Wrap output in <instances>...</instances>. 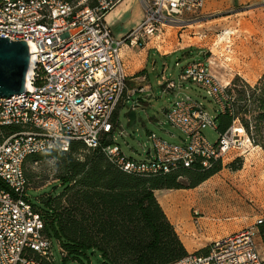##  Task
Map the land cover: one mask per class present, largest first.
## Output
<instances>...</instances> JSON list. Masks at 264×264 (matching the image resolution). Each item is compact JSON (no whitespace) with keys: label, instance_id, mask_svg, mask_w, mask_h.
<instances>
[{"label":"built area","instance_id":"obj_1","mask_svg":"<svg viewBox=\"0 0 264 264\" xmlns=\"http://www.w3.org/2000/svg\"><path fill=\"white\" fill-rule=\"evenodd\" d=\"M122 1L0 0V38L26 42L30 60L34 59L31 90L0 97V130L12 131L0 141V179L9 187L0 188V264H54L52 240L44 235L43 221L28 195L24 163L31 155L64 153L78 142L88 150L101 148L107 160L127 175L150 177L189 168L198 160L207 168L211 161L225 163L229 155L242 157L253 150L238 119L210 144L203 130L216 131L217 123L189 97L164 112L167 122L185 136L182 145L150 135L153 155L142 161L127 159L116 145L102 148L103 137L113 141L117 109L131 99L121 49L143 48L167 28L185 29L205 4V0H138L142 22L116 39L105 17ZM187 82L204 90L222 114L234 116L227 86L210 72L209 62L196 58L181 70L177 83L161 78L166 92ZM262 223L260 219L248 229L213 241L205 254L188 253L172 264H264L256 246Z\"/></svg>","mask_w":264,"mask_h":264},{"label":"rangeland","instance_id":"obj_2","mask_svg":"<svg viewBox=\"0 0 264 264\" xmlns=\"http://www.w3.org/2000/svg\"><path fill=\"white\" fill-rule=\"evenodd\" d=\"M188 25L190 27L174 31L171 39L173 49L186 46V36L183 34L180 37L182 32L190 34L188 37L192 38L193 33L206 36L200 44L201 59L209 62L212 73L223 86L229 79L231 84L235 77L254 86L264 75V0H206L203 9L192 16ZM192 61V58L182 59L178 54L165 60L164 64L158 62L153 71L148 69L152 87L148 97L142 98L143 102L137 106L134 102L138 98L134 97L117 109L112 145L119 146L127 159L142 161L148 154L153 155L150 135L169 144L182 145L185 136L167 122L164 110L183 98L184 94L201 102L213 119L220 115L219 106L206 92L189 82L184 83L182 92L173 93H165L163 87L157 85L162 77L177 83L180 70ZM229 103L238 112L234 96H230ZM133 106L136 123L129 126L127 113ZM260 132L259 136L253 132V150L249 148L242 157L229 155L224 160L222 171L207 182L195 189L169 191L158 200L187 249L206 250L213 241L248 229L260 219L264 220V126ZM203 136L212 145L219 138L218 132L210 128L203 130ZM57 162L56 158L49 157L43 162L25 166L29 176V199L40 211L44 209L39 201L41 195L59 194L62 191L60 186L53 191L59 184L56 179ZM233 163L239 170L230 168ZM181 182L185 187V181ZM196 217L199 219L197 222L194 221ZM261 243L260 239H256L258 253L264 259ZM52 245L54 264L102 262L97 252H88L80 260L68 259L63 262L59 245L54 239Z\"/></svg>","mask_w":264,"mask_h":264},{"label":"trees","instance_id":"obj_3","mask_svg":"<svg viewBox=\"0 0 264 264\" xmlns=\"http://www.w3.org/2000/svg\"><path fill=\"white\" fill-rule=\"evenodd\" d=\"M226 93L234 96L238 112L233 110L234 116L220 113L214 118L218 135L224 134L232 121L238 119L254 144V137L260 135L264 126V75L254 86L235 77ZM10 133V129L0 130V141ZM112 144L107 137L101 140L102 148ZM49 157L58 160L56 179L59 184L53 191L57 186L62 191L41 195L42 211L30 201L43 221V233L58 243L63 251V262L80 260L88 252H97L101 264H172L187 256L155 192L195 189L220 173L224 164L211 161L209 167L204 168L198 160L189 168L179 167L165 175H127L107 160L101 148L88 150L74 142L67 152L36 154L26 159L24 173L28 190L26 164H37ZM230 168L239 170L235 163ZM181 180L185 181V187ZM0 188L9 190L1 179ZM258 231L264 245V223ZM206 250L196 254H205Z\"/></svg>","mask_w":264,"mask_h":264},{"label":"crops","instance_id":"obj_4","mask_svg":"<svg viewBox=\"0 0 264 264\" xmlns=\"http://www.w3.org/2000/svg\"><path fill=\"white\" fill-rule=\"evenodd\" d=\"M142 20H143V11L141 4L138 2V0H123L105 17L106 24L109 27L112 35L116 39L123 38L128 32L139 26ZM174 31H176V29H168V28L164 29L163 33L159 37L149 38V40L146 42L143 48L132 49L127 46H124L121 49V60L127 78V94L131 98L130 101L133 100L134 97L138 98L136 101L137 103L134 102L135 106H137L139 102H143V100L148 97L149 92L152 91V87L149 84L148 69L151 68V70L153 71L156 68L158 62H163L164 64L165 60H168L171 57H175L178 54H181L182 59L190 57L192 58V60H195L196 58H201L199 52V49L201 48L200 44L204 39H206V36L193 33L192 34L193 38H192V37H188L190 34H185V32H182L180 37H182L183 34L186 36L187 38L186 46L184 48L173 49L174 44L171 39L174 34ZM214 45L215 42L212 43V46ZM176 65H178V63H176ZM209 68H210V64H209ZM164 71L165 69L163 70V72ZM210 72L212 73V69H210ZM230 82L231 79H229L228 82L226 81L223 84L224 86H227L230 84ZM157 85L162 88L161 81H158ZM184 87L185 86L183 84V86L179 90H175V91H181L182 89H184ZM175 91L166 92L163 90V92L165 93H173ZM185 97H189L192 98L193 100H196L195 98L184 94L183 98ZM170 106L167 109H165L164 112L168 110ZM168 192L169 191H156L155 197L157 201ZM262 249H264V245H262ZM198 250L199 249L194 250L192 248L191 249L186 248L187 253H194L197 252Z\"/></svg>","mask_w":264,"mask_h":264},{"label":"water","instance_id":"obj_5","mask_svg":"<svg viewBox=\"0 0 264 264\" xmlns=\"http://www.w3.org/2000/svg\"><path fill=\"white\" fill-rule=\"evenodd\" d=\"M29 65L26 42L0 38V97L10 98L24 92ZM127 118L129 126L136 123L135 108L128 109Z\"/></svg>","mask_w":264,"mask_h":264},{"label":"bare ground","instance_id":"obj_6","mask_svg":"<svg viewBox=\"0 0 264 264\" xmlns=\"http://www.w3.org/2000/svg\"><path fill=\"white\" fill-rule=\"evenodd\" d=\"M30 50H32V45H30ZM33 70H34V59L31 58L29 69L27 72V79H26V85H25L26 90H31V88H32L31 80H32V76H33Z\"/></svg>","mask_w":264,"mask_h":264}]
</instances>
